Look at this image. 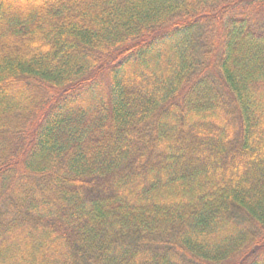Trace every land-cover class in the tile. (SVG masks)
Wrapping results in <instances>:
<instances>
[{
  "label": "trees",
  "instance_id": "trees-1",
  "mask_svg": "<svg viewBox=\"0 0 264 264\" xmlns=\"http://www.w3.org/2000/svg\"><path fill=\"white\" fill-rule=\"evenodd\" d=\"M264 0H0V264H264Z\"/></svg>",
  "mask_w": 264,
  "mask_h": 264
},
{
  "label": "rangeland",
  "instance_id": "rangeland-1",
  "mask_svg": "<svg viewBox=\"0 0 264 264\" xmlns=\"http://www.w3.org/2000/svg\"><path fill=\"white\" fill-rule=\"evenodd\" d=\"M260 18H262V20L264 21V14L260 16Z\"/></svg>",
  "mask_w": 264,
  "mask_h": 264
}]
</instances>
